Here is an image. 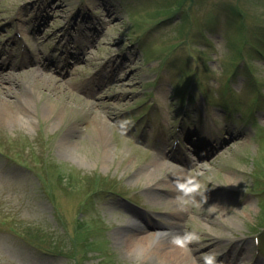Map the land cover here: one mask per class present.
Listing matches in <instances>:
<instances>
[{"label":"rangeland","instance_id":"1","mask_svg":"<svg viewBox=\"0 0 264 264\" xmlns=\"http://www.w3.org/2000/svg\"><path fill=\"white\" fill-rule=\"evenodd\" d=\"M37 1L0 0V39L21 5L28 20L45 17L60 47L64 25L87 37L71 72L19 67L15 85L3 81L15 94L0 95L10 114L0 112V264H155L117 236L136 215L155 245L168 212L182 208L170 183L158 200L145 185L172 168L133 177L161 153L183 168L166 156L181 117L182 134L202 140L199 156L186 145L185 173L202 172L209 188L201 207H183L184 232L200 237L190 262L264 264V0H89L95 21L79 16L81 0ZM49 41L33 44L36 56Z\"/></svg>","mask_w":264,"mask_h":264},{"label":"bare ground","instance_id":"2","mask_svg":"<svg viewBox=\"0 0 264 264\" xmlns=\"http://www.w3.org/2000/svg\"><path fill=\"white\" fill-rule=\"evenodd\" d=\"M37 75L35 77H40L42 79V75H44L43 72L40 71H36L34 74L32 75ZM17 73H12L11 75L4 77L0 80V95L1 94H15V92L13 91L12 87H10L8 89V87H5L3 84L4 79H7V81H9L10 83L14 84V82L17 81L18 76ZM15 85V84H14ZM7 88V89H6ZM37 95L36 93H34L33 90L30 91L29 95H27L30 99L31 96H35ZM3 103V102H2ZM26 103L29 104V102L26 100ZM5 105L0 103V112L5 114V115H10L6 113L5 110ZM48 109H44L43 108V112L45 113ZM49 111V110H48ZM47 115H49L48 117H50L51 115L54 114V110L53 112L48 113L46 112ZM24 119V118H23ZM22 119V120H23ZM73 127H71L62 137L64 140L62 142V144L64 146H66L65 148V152L64 153H69L70 150V144H69V140H65V137L67 135V133L72 129ZM103 141L106 142L105 144H108V136L105 138L103 136ZM177 160H179L180 162H182L184 165L183 168H176V166L171 165L170 163H168L165 158L164 155H160L159 159H153L150 162V165L148 167H146L143 171L139 172L138 175H134L139 177H146L149 178L150 176L153 175V171L156 170H161L162 168H164V166H167L168 168H172L173 173H175L177 176H183V177H187V174L185 173L187 171V168L189 165L193 164V162L191 160H187L184 157H179ZM170 171V170H168ZM170 174L168 176L171 175V172H169ZM168 178V177H167ZM165 178V179H160V180H155L153 181H149L146 182V187L150 188L151 191L154 193L152 196H149L150 199L152 200H158L161 199L163 196L162 194L157 193V191L159 190V188L163 187V185L165 183H170V189L169 191L174 195H172L173 197L171 198V203L173 204H178L177 201V196L178 193L176 191V182L173 179V175H171L170 178ZM153 183V184H152ZM165 187V186H164ZM151 192V193H152ZM167 204V203H166ZM169 205V203H168ZM169 214H167L168 219L166 221H164V230L159 234V237H157L158 239H160V241L155 244L152 245L151 239L153 234H148L146 232V228L144 225L145 224H141V219L136 216L133 215L134 217H132L128 222H127V228L130 229L131 232L128 233V231H123L120 232V235L117 236V238L121 241H123L128 248L130 249H134L136 246H140L141 248L144 249V252L146 254V256H152L155 258V264H163L164 262H167L169 264H193L192 262H190L191 255L193 254L192 250L189 249V247H187L186 249H181L175 245H173L171 243L172 238L176 235L179 234H183L184 232V220L186 219V213L183 210V208H180L176 211H172V212H168ZM145 223V222H144ZM185 233V232H184ZM199 259V258H198ZM198 263V262H197Z\"/></svg>","mask_w":264,"mask_h":264},{"label":"clouds","instance_id":"3","mask_svg":"<svg viewBox=\"0 0 264 264\" xmlns=\"http://www.w3.org/2000/svg\"><path fill=\"white\" fill-rule=\"evenodd\" d=\"M172 175L176 182L177 201L180 207L195 206L199 208L207 202L208 197L206 193L209 188L202 182L204 175L202 172L191 177L177 176L175 173ZM209 182H211L210 178ZM212 208L213 206L207 211L210 212ZM199 239L198 233L190 231L174 236L171 243L181 249H186L190 244L199 242ZM202 264H217V259L215 255L204 256Z\"/></svg>","mask_w":264,"mask_h":264}]
</instances>
